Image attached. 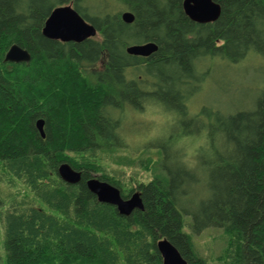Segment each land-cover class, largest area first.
<instances>
[{"label": "trees", "instance_id": "obj_1", "mask_svg": "<svg viewBox=\"0 0 264 264\" xmlns=\"http://www.w3.org/2000/svg\"><path fill=\"white\" fill-rule=\"evenodd\" d=\"M215 1L219 18L199 24L183 0H0L5 264H162L158 238L187 264H206L184 225L221 229L235 264H264V0ZM67 4L94 37L42 34L50 12ZM145 42L157 45L149 57L126 52ZM12 44L30 61L5 63ZM248 60L260 66L254 97L232 110L192 109L213 61ZM148 107L159 123L144 121ZM62 162L81 172L79 182L58 176ZM90 177L123 198L138 192L143 209L122 215L98 202Z\"/></svg>", "mask_w": 264, "mask_h": 264}, {"label": "water", "instance_id": "obj_2", "mask_svg": "<svg viewBox=\"0 0 264 264\" xmlns=\"http://www.w3.org/2000/svg\"><path fill=\"white\" fill-rule=\"evenodd\" d=\"M182 8L191 21L199 24L215 22L221 12L220 4L215 0H183ZM120 17L127 24L132 23L134 20V15L130 11L123 12ZM42 34L49 39L61 42L79 43L87 38L94 37L96 30L71 4H67L57 6L50 12L42 27ZM156 50L157 45L153 42L133 44L126 47V52L129 55L140 57H149ZM30 59L29 52L17 44H12L3 58L4 62L11 63H27ZM35 125L41 137H44V121L38 119ZM57 173L68 184H75L81 179V172L66 162L58 165ZM85 184L87 189L95 195L98 202L115 206L116 210L122 215H129L134 209H143L138 192H133L123 198L117 187L96 177L88 178ZM156 248L161 256L162 264H187L168 239H158Z\"/></svg>", "mask_w": 264, "mask_h": 264}, {"label": "rangeland", "instance_id": "obj_3", "mask_svg": "<svg viewBox=\"0 0 264 264\" xmlns=\"http://www.w3.org/2000/svg\"><path fill=\"white\" fill-rule=\"evenodd\" d=\"M201 90L196 94L191 105L193 110L202 104L232 110L234 107L247 103L256 94L261 82L259 64L255 60H248L243 64L228 66L223 62L213 61L210 65ZM145 122H152L153 117L142 116ZM151 117V118H150ZM159 119V117H158ZM142 120V119H140ZM157 120V119H156ZM159 123V121L157 120ZM18 188H21L20 185ZM187 221V220H186ZM184 231L191 236L196 252L206 261V264H235L234 250L225 251L229 236L219 228H207L199 234L184 225ZM3 236L0 229V264H5Z\"/></svg>", "mask_w": 264, "mask_h": 264}, {"label": "bare ground", "instance_id": "obj_4", "mask_svg": "<svg viewBox=\"0 0 264 264\" xmlns=\"http://www.w3.org/2000/svg\"><path fill=\"white\" fill-rule=\"evenodd\" d=\"M219 3V2H218ZM125 11H128V10H123L121 13H120V16H121V14L123 13V12H125ZM47 38V37H46ZM133 45V44H132ZM6 53V52H5ZM5 55V54H4ZM4 61V60H3ZM6 63V62H5ZM9 63H11V62H9ZM206 79V78H205ZM205 79L203 80V82H205ZM202 83V82H201ZM144 114H145V116H151V117H153V120H152V122H154V123H158L157 122V120H159L158 119V116L156 115V113L151 109V107H148V108H146L145 110H144ZM150 117V118H151ZM157 119V120H156ZM158 239H160V238H158ZM158 239L156 240V242L158 241ZM177 249V248H176Z\"/></svg>", "mask_w": 264, "mask_h": 264}]
</instances>
